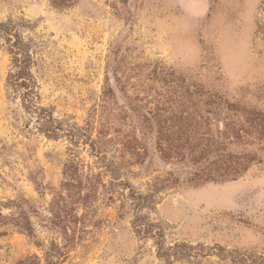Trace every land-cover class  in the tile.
I'll list each match as a JSON object with an SVG mask.
<instances>
[{
  "label": "rangeland",
  "instance_id": "1",
  "mask_svg": "<svg viewBox=\"0 0 264 264\" xmlns=\"http://www.w3.org/2000/svg\"><path fill=\"white\" fill-rule=\"evenodd\" d=\"M254 112L264 0H0V264H264Z\"/></svg>",
  "mask_w": 264,
  "mask_h": 264
},
{
  "label": "trees",
  "instance_id": "2",
  "mask_svg": "<svg viewBox=\"0 0 264 264\" xmlns=\"http://www.w3.org/2000/svg\"><path fill=\"white\" fill-rule=\"evenodd\" d=\"M14 57H15V73L11 75V77L14 78L15 85L17 87L24 88L26 90L30 89V84L28 83V75H29V69H28V63L29 59L27 58L28 55L23 54L22 51L14 50ZM19 83V84H18ZM186 120V119H185ZM189 120H186L188 122ZM185 122V121H184ZM200 122H196V124H199ZM251 124L253 125L252 132L257 133L260 136L264 137V115H260L256 112H254L253 118L251 120ZM168 129H165V136L169 137V134L171 133V128L167 127ZM250 128V127H249ZM249 130V129H248ZM170 132V133H169ZM172 138L167 139V141H171ZM204 139V138H203ZM168 143V142H167ZM170 144V143H169ZM171 145L168 149H164L165 152L171 150ZM211 151V145L205 144L202 140V142H199L197 145H195L192 149V152L194 154V158L200 159L203 157V155L208 154ZM255 160V157H249L247 156H233V155H225L221 157L220 159L213 162V165L215 168L208 170L207 172H204L203 175H197V178L204 179L206 182L214 181L216 182L219 179L223 180H236L241 175V172L247 171L249 169L248 163L253 162ZM74 182L71 181L68 185L72 186ZM74 186V185H73ZM141 230H144V227H141ZM144 232V231H143ZM146 233V229H145ZM177 249L181 248V251L185 254L190 253L192 247L188 246H176ZM173 249H171L172 251ZM178 251V250H177ZM170 253L165 254V257H168ZM188 255V254H187ZM21 264H30V262H23Z\"/></svg>",
  "mask_w": 264,
  "mask_h": 264
}]
</instances>
